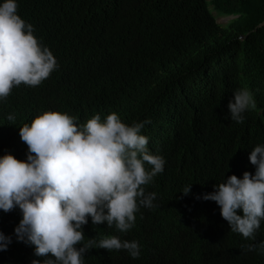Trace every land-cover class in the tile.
<instances>
[{
	"label": "trees",
	"instance_id": "16d2710c",
	"mask_svg": "<svg viewBox=\"0 0 264 264\" xmlns=\"http://www.w3.org/2000/svg\"><path fill=\"white\" fill-rule=\"evenodd\" d=\"M17 3L58 68L40 85L21 84L0 100V157L27 159L20 127L44 111L67 113L78 125L115 112L128 125L150 121L141 134L165 160L144 186L157 194L156 207L140 206L127 233L93 225L91 217L83 227L85 242L112 235L137 241L139 258L94 248L84 264H264V254L246 250L264 241V221L255 241L247 240L231 232L216 202L202 198L227 176L255 174L249 156L264 143V0H213L218 13L233 17L228 27L217 23L207 0ZM242 87L256 107L237 123L228 104ZM21 219L18 207L0 210V231L12 238L0 264L43 262L33 245L17 240Z\"/></svg>",
	"mask_w": 264,
	"mask_h": 264
},
{
	"label": "clouds",
	"instance_id": "9594fccd",
	"mask_svg": "<svg viewBox=\"0 0 264 264\" xmlns=\"http://www.w3.org/2000/svg\"><path fill=\"white\" fill-rule=\"evenodd\" d=\"M34 32V26L18 15L17 0L0 4V100L21 84L40 85L58 68L54 54ZM255 107L246 87L235 91L228 104L237 123H243V113ZM76 119L44 111L20 127L28 155L26 160L11 153L0 157V210L19 208L22 219L15 236L35 247L34 255L44 258L42 264H84L86 253L94 248L126 250L137 259V241L112 235L85 242L83 227L91 217L93 225L107 222L109 228L115 225L127 233L140 206L156 207L157 194L146 193L144 186L164 171L165 160L149 151V138L141 134L150 121L128 125L115 112L103 120L95 114L83 125ZM249 160L256 168L254 175L245 171L243 178L227 176L202 198L218 204L231 232L255 241L264 221V143L253 148ZM190 191L191 185L181 192ZM11 243L12 238L0 231V251ZM246 250L264 254V241L249 244Z\"/></svg>",
	"mask_w": 264,
	"mask_h": 264
},
{
	"label": "rangeland",
	"instance_id": "374dc122",
	"mask_svg": "<svg viewBox=\"0 0 264 264\" xmlns=\"http://www.w3.org/2000/svg\"><path fill=\"white\" fill-rule=\"evenodd\" d=\"M207 1L209 3V7H210L211 12L216 17L217 22L220 25H222L223 27H228L233 18H229L228 16H224V15L218 13L213 7V0H207Z\"/></svg>",
	"mask_w": 264,
	"mask_h": 264
},
{
	"label": "water",
	"instance_id": "95a60500",
	"mask_svg": "<svg viewBox=\"0 0 264 264\" xmlns=\"http://www.w3.org/2000/svg\"><path fill=\"white\" fill-rule=\"evenodd\" d=\"M229 18H233V17H229ZM219 24V23H218ZM264 25V24H263Z\"/></svg>",
	"mask_w": 264,
	"mask_h": 264
}]
</instances>
